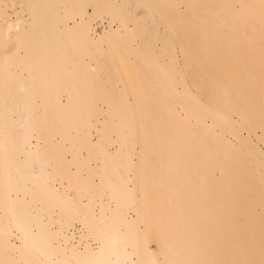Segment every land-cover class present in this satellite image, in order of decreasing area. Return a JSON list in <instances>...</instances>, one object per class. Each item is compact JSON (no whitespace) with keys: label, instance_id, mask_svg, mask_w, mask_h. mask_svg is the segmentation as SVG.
<instances>
[{"label":"bare ground","instance_id":"bare-ground-1","mask_svg":"<svg viewBox=\"0 0 264 264\" xmlns=\"http://www.w3.org/2000/svg\"><path fill=\"white\" fill-rule=\"evenodd\" d=\"M0 264H264V0H0Z\"/></svg>","mask_w":264,"mask_h":264}]
</instances>
